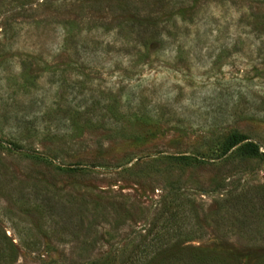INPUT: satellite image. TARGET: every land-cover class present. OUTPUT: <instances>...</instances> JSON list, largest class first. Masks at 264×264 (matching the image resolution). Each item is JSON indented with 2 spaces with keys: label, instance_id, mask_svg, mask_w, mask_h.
I'll list each match as a JSON object with an SVG mask.
<instances>
[{
  "label": "rangeland",
  "instance_id": "1",
  "mask_svg": "<svg viewBox=\"0 0 264 264\" xmlns=\"http://www.w3.org/2000/svg\"><path fill=\"white\" fill-rule=\"evenodd\" d=\"M165 229L147 264H264V0H0V264Z\"/></svg>",
  "mask_w": 264,
  "mask_h": 264
},
{
  "label": "trees",
  "instance_id": "2",
  "mask_svg": "<svg viewBox=\"0 0 264 264\" xmlns=\"http://www.w3.org/2000/svg\"><path fill=\"white\" fill-rule=\"evenodd\" d=\"M244 139L245 138L240 134H233V136H230L228 138L227 143H228L229 147H233L234 145H236L237 143L241 142ZM248 152H250L251 154H255L258 152V147L256 145H253L252 148H250V150ZM37 200L39 201L38 202L39 205L43 204L47 208H53L51 205V202L48 199H45V198L38 199L37 198ZM256 204H259L258 210L263 209L261 202L258 201ZM165 232H166V229L164 231H162L161 234H156V235L153 234L152 237L145 238L146 240L144 239L140 245H137L138 250L136 251V253H134L135 255H134V258L131 260V263L128 262V264H147L149 256L155 254L157 252L158 248L160 247L161 242L163 240V238L161 236ZM191 236H193L192 233L189 234L188 237H191ZM158 241H160V243ZM163 243H165V242H163ZM15 255H16V251L13 248H9V250H7V252L5 253V256H6L5 263H7L8 260H9V262H12L15 258ZM158 263L159 264H181L182 261H181V258L179 259L176 256H170V258H165L163 260H159Z\"/></svg>",
  "mask_w": 264,
  "mask_h": 264
}]
</instances>
